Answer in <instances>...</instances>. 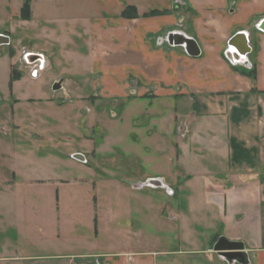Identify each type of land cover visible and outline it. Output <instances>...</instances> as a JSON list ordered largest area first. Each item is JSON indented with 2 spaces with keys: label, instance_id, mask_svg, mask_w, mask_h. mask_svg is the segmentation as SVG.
I'll use <instances>...</instances> for the list:
<instances>
[{
  "label": "rangeland",
  "instance_id": "374dc122",
  "mask_svg": "<svg viewBox=\"0 0 264 264\" xmlns=\"http://www.w3.org/2000/svg\"><path fill=\"white\" fill-rule=\"evenodd\" d=\"M19 3L0 0V34L10 40L0 47V177L15 171L58 178L18 188L30 191L28 206L37 209L32 212L33 240L53 242L59 221L66 251L77 248L78 241L84 246L97 238L126 252L144 253L157 264H218L212 246L221 236L220 224L205 204L200 183L180 181L184 174L177 166V147L187 129L182 123L173 132L174 103L122 98L120 93L108 97V73L94 69L90 36L80 31L90 22L25 21ZM30 54H39L43 63H28ZM11 70L18 81L9 88ZM16 97L30 101L18 104ZM30 124L42 131V138L25 134ZM73 155L85 157L87 165ZM151 179H161L167 190L136 188Z\"/></svg>",
  "mask_w": 264,
  "mask_h": 264
},
{
  "label": "crops",
  "instance_id": "0c3cea01",
  "mask_svg": "<svg viewBox=\"0 0 264 264\" xmlns=\"http://www.w3.org/2000/svg\"><path fill=\"white\" fill-rule=\"evenodd\" d=\"M174 1L31 0L30 21L48 25L89 21L80 31L90 36L94 69L108 73L106 90L112 92L105 93L108 97L120 93L122 98L174 103L169 118L173 132L182 123L187 129L185 141L177 147V166L184 174L180 181L189 186L198 181L221 236L244 245L247 264H264V0ZM77 5L84 7L81 13L74 11ZM64 7H69L68 13ZM127 8H134L137 17L122 18ZM172 33L194 39L200 55L190 57L182 46L168 44ZM240 33L246 34L250 52L242 58L246 63L232 65L225 53ZM232 50L235 60L241 57L238 48ZM29 126L25 134L42 138V131ZM27 153L31 155V149ZM56 179L15 171L0 177V264H157L144 253L126 252L97 238L84 246L78 241L72 249L76 251H66L59 221L53 242L34 241L32 212L37 209L28 206L30 191L18 188ZM54 200L59 213L58 191ZM93 206L97 209L98 204ZM218 264L227 263L219 258Z\"/></svg>",
  "mask_w": 264,
  "mask_h": 264
},
{
  "label": "water",
  "instance_id": "95a60500",
  "mask_svg": "<svg viewBox=\"0 0 264 264\" xmlns=\"http://www.w3.org/2000/svg\"><path fill=\"white\" fill-rule=\"evenodd\" d=\"M262 24H259V27H261ZM263 27V26H262ZM238 41H241V43H238ZM166 42L172 46H182L185 50V52L190 57H197L200 55L199 47L194 39L187 38L185 35L180 33H172L166 38ZM10 40L9 37L5 35H0V47L9 45ZM241 44V45H240ZM236 47L238 48L239 52L236 50V52L241 56V58H244V55L248 54L250 52V48L248 46V40L246 37V34L240 33L233 37L231 41L229 42L228 49L225 53V57L232 65H237V63L234 61V58L232 56L233 50L232 48ZM241 54V55H240ZM29 56V55H28ZM27 56V57H28ZM26 57V58H27ZM26 61L28 63H31L30 60ZM60 87V84L58 83L55 85L53 91L58 89ZM72 158L80 163H86L85 157L82 155H73ZM138 187H150V188H160V189H166V186L163 184L161 179H151L146 181L143 184H140ZM167 190V189H166ZM170 192V191H168ZM212 251L218 255L220 259L225 261L227 264H247V257L244 251V245L241 242L238 241H231L227 239L224 236H220L216 242L214 243L212 247Z\"/></svg>",
  "mask_w": 264,
  "mask_h": 264
},
{
  "label": "trees",
  "instance_id": "16d2710c",
  "mask_svg": "<svg viewBox=\"0 0 264 264\" xmlns=\"http://www.w3.org/2000/svg\"><path fill=\"white\" fill-rule=\"evenodd\" d=\"M121 17L124 19H134L137 17L136 10L134 8H127L121 13ZM20 18H22L25 21H28L31 19V0H22V5L20 9ZM10 81H9V88H11V85L14 81L18 80V74L11 70L10 74ZM215 239V238H214ZM218 239V237H216Z\"/></svg>",
  "mask_w": 264,
  "mask_h": 264
},
{
  "label": "flooded vegetation",
  "instance_id": "af4514ba",
  "mask_svg": "<svg viewBox=\"0 0 264 264\" xmlns=\"http://www.w3.org/2000/svg\"><path fill=\"white\" fill-rule=\"evenodd\" d=\"M0 35H3V34H0ZM6 36V35H5ZM28 56V55H27ZM27 60H30L31 63H34L36 60L35 59H40L43 63V59L42 57L38 54V55H35V54H30L27 58Z\"/></svg>",
  "mask_w": 264,
  "mask_h": 264
},
{
  "label": "built area",
  "instance_id": "2783aa9c",
  "mask_svg": "<svg viewBox=\"0 0 264 264\" xmlns=\"http://www.w3.org/2000/svg\"><path fill=\"white\" fill-rule=\"evenodd\" d=\"M180 1L179 0H175L174 1V4H179ZM233 4V3H232ZM241 57H239L237 60L234 59V61L237 63V64H240L242 65L243 63H246V60H242V58L240 59ZM242 60V61H241Z\"/></svg>",
  "mask_w": 264,
  "mask_h": 264
}]
</instances>
